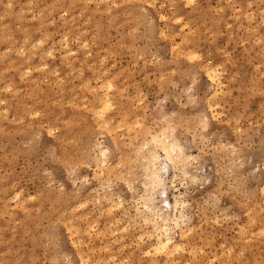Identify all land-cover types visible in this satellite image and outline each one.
Returning <instances> with one entry per match:
<instances>
[{
	"label": "rangeland",
	"instance_id": "obj_1",
	"mask_svg": "<svg viewBox=\"0 0 264 264\" xmlns=\"http://www.w3.org/2000/svg\"><path fill=\"white\" fill-rule=\"evenodd\" d=\"M187 1L0 0V264H264V0ZM152 134L184 147L171 255Z\"/></svg>",
	"mask_w": 264,
	"mask_h": 264
},
{
	"label": "bare ground",
	"instance_id": "obj_2",
	"mask_svg": "<svg viewBox=\"0 0 264 264\" xmlns=\"http://www.w3.org/2000/svg\"><path fill=\"white\" fill-rule=\"evenodd\" d=\"M151 2V1H150ZM191 0H188L187 3H190ZM115 4V3H114ZM192 4V3H191ZM237 9V8H236ZM162 17V16H161ZM264 23V22H263ZM66 37V36H65ZM40 41V40H39ZM34 43V42H33ZM38 43V42H37ZM40 43V42H39ZM67 43V41H66ZM41 44V43H40ZM34 47V46H33ZM175 47V46H174ZM32 48V47H31ZM36 48V46H35ZM50 52V51H49ZM23 53V52H22ZM45 53V52H44ZM51 53V52H50ZM20 54V53H19ZM23 55V54H22ZM33 55V53H32ZM64 55V54H63ZM46 66V65H45ZM23 67V66H22ZM41 68V66H40ZM44 68V67H43ZM28 71V70H27ZM30 71V70H29ZM28 71V72H29ZM209 71V70H208ZM207 71V72H208ZM210 72H208L210 75V77L213 79L214 77H217L218 75L215 76V74L217 73H214V71L210 70ZM27 72V73H28ZM56 72V71H55ZM218 72V71H217ZM30 73V72H29ZM108 80V79H107ZM214 81V80H212ZM101 85V84H100ZM109 86V85H108ZM116 86V85H115ZM10 87V86H9ZM93 88V87H92ZM111 88V87H110ZM91 89V88H90ZM95 90V89H94ZM107 90V89H106ZM111 90V89H110ZM90 92V91H89ZM96 92V91H95ZM122 92V91H121ZM216 92V91H214ZM105 95V94H103ZM102 95V96H103ZM106 97V96H105ZM101 98V97H100ZM99 98V99H100ZM107 98V97H106ZM105 99V98H104ZM108 99V98H107ZM103 101L100 100V102ZM109 101V100H108ZM107 101V103H108ZM106 102V101H105ZM104 105V104H103ZM101 105V106H103ZM106 105V104H105ZM28 106V105H27ZM84 106V104H83ZM109 108V107H108ZM210 108V107H209ZM89 109V108H88ZM100 109H104L106 110L105 107H100ZM2 109H0L1 111ZM3 111V110H2ZM107 111V110H106ZM98 112V111H97ZM4 113H5V110H4ZM7 113V111H6ZM96 116V115H95ZM214 116V115H213ZM102 118V115L100 116ZM205 118V117H204ZM101 124V123H100ZM203 125V124H202ZM98 127V126H97ZM104 129V127H103ZM164 131V130H163ZM156 135V134H155ZM152 134V136L150 137V139L146 142V148H147V151H144V152H148L147 155L144 157V158H141L144 159V166H145V171L144 173L147 174V178L148 179V182L149 185L147 186H150L149 190H150V193L148 194V196L146 197H141L142 200L144 199V202H145V210H146V216H152L154 219V221L152 220V227H153V230L155 232H161L162 236L163 237H158L157 239V242L154 243L153 245L150 246L153 247L151 249H148L146 250V252L150 253L152 252V250L155 252V254L158 252H164V255L165 252L167 253V255H171V253L173 254V252H175V250L179 251V248L180 247V240H177L175 235L173 234V224H175L177 227L180 225L181 221H184V220H187L189 219L188 218V215L187 213L185 212L186 210V205L184 202H182L180 199L176 198L174 200V202H171L168 198V195L166 194V189H167V181H166V178H165V169L167 168V164L164 163L165 162V159L162 157V155L157 151L158 148H162L164 150V156L165 158L170 161L172 164L176 163L177 164V160L180 159L181 161V157L182 155L184 154V147H183V144L180 143L179 141H177L174 137H167L166 139L164 138L162 141L158 139L157 135L155 136ZM161 136V135H160ZM161 139V138H160ZM145 145V144H144ZM144 148V147H143ZM102 151V150H101ZM140 151V150H139ZM106 152V151H105ZM138 152V151H137ZM140 153V152H139ZM105 154V153H104ZM107 156V155H106ZM188 156V155H187ZM190 156V155H189ZM163 158V159H162ZM189 158V157H187ZM164 160V161H163ZM185 162V161H184ZM264 163V162H263ZM143 166V167H144ZM96 167V166H95ZM100 168V167H99ZM101 169V168H100ZM186 170V169H184ZM102 171V170H101ZM143 171V169H142ZM188 174H189V171H186ZM192 172V170H191ZM194 172V171H193ZM192 172V173H193ZM196 174H197V171H195ZM187 174V175H188ZM190 175V174H189ZM146 177V175H144ZM143 176V177H144ZM144 177V178H145ZM194 180L198 178V175H193L191 176ZM191 178V179H192ZM173 179V178H172ZM144 180V179H143ZM193 180V181H194ZM143 183V182H142ZM145 184V185H144ZM144 188H146V183H144ZM132 185V184H131ZM263 187V186H261ZM148 188V187H147ZM162 193V195H164L162 197L161 200H158L157 196H155V193L154 191H158V190ZM134 190V189H133ZM263 190H264V187H263ZM148 190H146L147 192ZM262 192V190H260ZM15 193V192H14ZM155 193V194H154ZM160 193V194H161ZM263 193V192H262ZM14 195V194H13ZM144 202H143V205H144ZM114 203V202H113ZM118 203V202H117ZM120 203V202H119ZM82 204V203H81ZM83 205V204H82ZM120 205V204H119ZM109 207V206H108ZM113 207V206H111ZM113 209V208H112ZM76 210V209H75ZM143 214H145L143 212ZM145 217V216H143ZM145 219V218H144ZM147 220V219H145ZM149 221V220H148ZM150 222V221H149ZM139 223V222H138ZM148 223V222H146ZM95 224V223H94ZM113 224V223H112ZM150 224V223H149ZM176 227V228H177ZM124 228V226H123ZM122 228V229H123ZM93 229V228H92ZM181 229V228H180ZM125 230V229H124ZM123 230V231H124ZM183 230V229H181ZM112 231V230H111ZM259 231V230H258ZM70 232V231H69ZM87 232V231H86ZM115 232V231H114ZM89 234V233H88ZM91 235V233H90ZM183 235V234H182ZM149 236V235H148ZM187 236V235H186ZM130 237V236H129ZM138 237V236H137ZM181 237V235L179 236ZM184 237H185V234H184ZM79 240V239H78ZM113 241V240H112ZM136 241V240H135ZM136 243V242H135ZM183 244V243H182ZM124 244H122L123 246ZM133 245V244H132ZM76 247V246H75ZM124 247V246H123ZM191 249V248H190ZM78 250H81V249H78ZM96 250V249H95ZM181 251H183L182 249H180ZM195 250V249H194ZM114 251V250H113ZM177 251V252H178ZM145 252V253H146ZM176 252V253H177ZM192 252V249L189 251V253ZM83 254V252H82ZM144 254V253H143ZM154 254V255H155ZM192 254V253H191ZM84 255V254H83ZM150 255V254H149ZM152 255V253H151ZM159 255V254H158ZM195 254L193 252V258H194ZM80 257V255H79ZM87 257V256H86ZM113 258V257H112ZM112 258H108L107 260L110 261V259ZM196 258V257H195ZM87 259V258H86ZM85 259V260H86ZM81 260V259H80ZM83 260H81V263L83 264L82 262ZM121 261V260H120ZM105 262V260H104ZM166 262V261H165ZM189 262V261H188ZM118 263V262H117ZM151 263V262H150ZM155 263V262H154ZM168 263H169V260H168ZM173 263V261L171 262ZM99 264V263H98ZM149 264V263H148ZM166 264V263H165ZM184 264V263H183ZM186 264H188L186 262Z\"/></svg>",
	"mask_w": 264,
	"mask_h": 264
}]
</instances>
